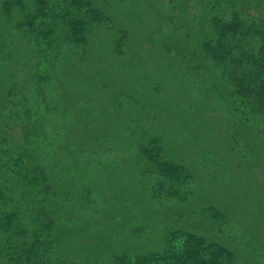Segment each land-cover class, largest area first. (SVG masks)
Listing matches in <instances>:
<instances>
[{
  "label": "rangeland",
  "instance_id": "obj_1",
  "mask_svg": "<svg viewBox=\"0 0 264 264\" xmlns=\"http://www.w3.org/2000/svg\"><path fill=\"white\" fill-rule=\"evenodd\" d=\"M4 1L0 139L10 148L21 134L4 107L6 94L30 77L38 56L14 27L16 20L6 19ZM94 1L127 34L128 45L118 56L116 44L92 38L90 53L74 54L50 88L49 96L61 102L59 115L51 113L53 124L59 122L60 135L62 124L69 129L63 148L52 132L56 147L46 153L47 163L56 169L59 187L75 191L88 184L98 203L94 217L73 213L71 223L60 225L68 258L109 264L124 252L162 251L169 233L184 231L234 251L235 264H264V123L234 110L220 73L205 59H199L200 71L193 67L198 61L180 59L176 36L187 27L179 20V0ZM180 47L199 57L198 39L189 49ZM150 138L191 172L188 200L161 202L152 193L154 179L143 175L136 158Z\"/></svg>",
  "mask_w": 264,
  "mask_h": 264
},
{
  "label": "trees",
  "instance_id": "obj_2",
  "mask_svg": "<svg viewBox=\"0 0 264 264\" xmlns=\"http://www.w3.org/2000/svg\"><path fill=\"white\" fill-rule=\"evenodd\" d=\"M184 6L187 13L182 14ZM2 9L9 22L16 20L14 27L33 46L38 63L5 98L4 107L21 139L10 148L6 138L0 139V264H77L65 253L60 225L71 223L73 213L94 217L97 195L88 184L75 191L59 187L58 173L47 163L56 147L52 134L57 132V148H63L69 129L62 124L60 135L51 113L59 115L61 102L49 96L50 88L74 54L90 53L92 38L116 44L113 51L122 56L128 37L94 0H5ZM179 14L187 27L184 36H176L180 59L198 61L193 64L198 71L200 57L205 59L220 73L234 110L246 121L264 123V0H179ZM102 34L107 36L100 38ZM197 39L198 58L180 47L195 45ZM136 154L143 175L154 179L151 191L158 200H188L193 176L185 165L165 156L157 138L145 140ZM235 263L234 251L194 233L174 231L162 251L124 252L109 264Z\"/></svg>",
  "mask_w": 264,
  "mask_h": 264
}]
</instances>
